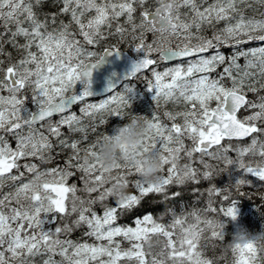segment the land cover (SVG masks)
<instances>
[{
	"label": "snow or ice",
	"instance_id": "obj_1",
	"mask_svg": "<svg viewBox=\"0 0 264 264\" xmlns=\"http://www.w3.org/2000/svg\"><path fill=\"white\" fill-rule=\"evenodd\" d=\"M42 3L0 0V27L5 29L0 32V57H4L0 58V190L9 182L13 189L0 195V264H37V257L42 264H214L204 255L201 240L209 230V239L227 243L226 224L202 217L199 210L190 213L194 223H187V215L177 216L171 209L168 213L173 219L167 224L151 213L136 217L134 226L117 221L150 195L163 196L166 201L180 195L169 192L174 185L211 181L215 169L210 161H222V171L234 168L240 173L234 183L229 182L240 197L248 195L242 191L245 187L264 188V141L260 140L264 136V47L237 48L231 56L218 50L264 42V18L246 17L238 7L264 5V0H177L175 13L154 7L155 0H53L59 11L44 14L43 20L34 10ZM60 15L70 16L69 22L58 23ZM260 15L264 17V13ZM221 22L224 26L214 29L211 38L200 34L204 25ZM108 36H118L121 41L130 37L137 54L125 81L149 70L152 79L147 91L152 101L158 106L161 100L165 105L185 106L183 111L164 112L169 124L158 114L145 116L152 134L143 152L158 155L161 162L155 184L130 179L140 172L131 164H117L105 171L93 163L84 169L81 153L93 156L97 140L81 148L80 140H69L62 132L66 126L68 134L83 133L86 141L89 125L84 118L91 119V130L96 132L97 116L104 125L101 114L121 118L130 108L134 87L125 84L122 92H115L120 82L115 71L104 79L106 98L87 102L100 94L93 90L94 74L122 55L116 47L102 53L92 50ZM18 37L25 42L19 43ZM6 44L22 56L13 61L5 51ZM241 57L246 61L243 70L237 63ZM162 62L173 66L158 71ZM222 65L227 66L219 78H213L211 74ZM256 68L258 72L249 71ZM249 92L254 99L248 98ZM78 104L79 115L72 111ZM241 110L248 114L241 117ZM54 116L59 119L53 121ZM245 138H251V143L244 147L222 143ZM11 140L16 142L14 147ZM55 148L61 152L70 149L71 154L62 166L41 168L40 164L53 162ZM230 150L236 152L235 158L228 156ZM248 155L261 159L246 162ZM77 173L82 187L69 183ZM37 176L46 177V182L34 186ZM118 186L126 189V198L120 201L115 195ZM129 188L135 191L130 193ZM207 193L224 200L232 196L230 187L216 185ZM238 202L232 199L226 209H220L232 222L237 219ZM204 211L216 212L211 199ZM73 216L71 224L64 222ZM81 226L87 227L84 235L96 243L69 238ZM154 237L166 241L157 253L152 251ZM125 242L128 247L123 246ZM232 253L234 264H261L251 243L235 245Z\"/></svg>",
	"mask_w": 264,
	"mask_h": 264
},
{
	"label": "trees",
	"instance_id": "obj_2",
	"mask_svg": "<svg viewBox=\"0 0 264 264\" xmlns=\"http://www.w3.org/2000/svg\"><path fill=\"white\" fill-rule=\"evenodd\" d=\"M211 2V0H209ZM59 5L54 6L53 0H43V3L35 7L34 10L39 15L40 19H44V14L46 13H55L59 11ZM241 11L244 12L246 17H254L256 19L264 18L260 14L264 13V5L259 4H252L251 7H248L247 5H238ZM187 9H182V12H186ZM91 15V14H89ZM138 15V13H137ZM22 20L24 19L23 16L20 17ZM60 20H63L65 23L69 22L70 16L67 15H60L57 18V22L59 23ZM2 23V22H0ZM25 27L28 25L25 24ZM224 26V22H221L219 24L214 25H204L203 29L201 31V35L206 36L208 38H211L213 35L214 29H220ZM12 30H15V24L13 23L11 25ZM73 31H76L75 25L72 27ZM114 30V29H113ZM5 29L3 27H0V32H4ZM193 32H195V29H193ZM105 34L107 35V30H105ZM78 39L82 40V37L77 36ZM149 40L151 38V35H149ZM19 43L23 44L24 38L18 37L17 38ZM178 41H173V43H177ZM195 43V41H193ZM263 42L254 41L243 45H237L235 47L232 46H222L218 50L224 54L225 56H231L234 53L237 52V48L243 51H248L250 49L259 48ZM91 47V46H89ZM106 47H117L121 50L128 51L130 54H133L132 51V41L130 37L124 41H121L118 36H108V38L104 41H101L99 45L94 47L92 50L96 51L97 53H101V51ZM264 47V46H263ZM35 51V49H33ZM5 51L10 52L12 55L13 61L18 60L22 56V52H18L16 49L12 47L11 44L5 45ZM4 58V57H0ZM245 58L241 57L237 60V63L241 65V70H243V66L245 65ZM227 65L219 66L216 69V72L212 73L211 76L213 78H219V74L223 72V67ZM172 67L167 66L163 63H160L157 66L158 71H164L166 68ZM249 71L258 72L259 69H249ZM236 70L233 69V74H235ZM152 79L151 72L147 71L132 80L124 83L121 87H119L115 92H122L125 84H128L130 86L134 87V95L131 98L130 108H127L126 110L129 113L132 114H138L143 115L146 117H151L152 114H158L161 118V120L165 124H169L170 122L164 117L165 111H183L185 110V106L181 103L179 105H174L172 103H169L167 105L164 104L163 100L160 101L159 106L156 104L155 101H152V94L147 91V83L148 80ZM259 79V77H257ZM226 85H230V81L225 79L223 81ZM264 82V81H262ZM5 95L7 93H4ZM114 94V93H113ZM264 95V93H261ZM29 97L31 93H28ZM106 98V97H105ZM248 98L254 99L255 96L253 93H248ZM104 99V98H103ZM100 100H91L87 101L88 103H98ZM31 106V104H29ZM79 108L80 105H76L72 108V111L75 112L77 115H79ZM246 113L245 111L241 110L239 115L243 117ZM103 118L105 119L106 123L104 125H100L98 123L100 116H97L96 120V128L97 131L93 132L91 130V124L92 121L90 118H84V124L89 125L87 130V140H82V137L84 136L83 133H72L68 134L67 127L62 128V132H64L69 140H80L81 144L80 147L84 148L88 144L96 142V140L101 137L103 134H112V130L115 126L123 125L126 123V119H121L119 117H113L109 113H103L101 114ZM59 116L54 117L53 121L58 120ZM177 122H181L178 120ZM53 139V144H56V139ZM14 140H11V144H13ZM223 144H231L233 147H244L249 145V140L245 141H223ZM60 152V154L57 156L56 153ZM71 154V150L67 149L63 152L60 151L59 148H55L53 152L54 160L52 163H44L40 164V161H34L37 164H40L41 168H52L56 167L57 165H63L64 160L67 158L68 155ZM83 155V153H81ZM228 156L231 158H235L236 152L235 151H229ZM248 157H253L251 155H248ZM252 160V159H250ZM25 162V161H24ZM184 162V161H182ZM215 171L213 172V179L211 181H204L201 180L198 184H193L191 182L182 185V186H172L169 189L170 193H176L179 192L180 195L176 196L174 198H170L168 200H164L163 196L160 195H150L148 198L143 200L141 205L134 210H131L124 215L120 217V219L117 221L120 225H133V220L136 217H142L146 213H151L154 217H156L160 222L162 223H169L173 217L168 213V210L171 209L175 212L177 216H188L187 223H194L193 217L190 215V213L193 210H199L200 215L207 216L210 218H213L215 220L223 221L226 224L225 231L227 233L226 235V241H229L232 237V234L234 232L233 227H235V223L237 222L239 226L245 227L250 232H259L261 230V224L264 223V199H261V196L264 195V188L260 189H249L248 187H245L242 189V191L248 193L247 196L240 197L237 193L235 188L231 187L229 182H235V179L240 175V173L235 170L234 168H230L229 172L227 170L222 171V169H225V165L222 161H210ZM21 163V162H20ZM23 164V163H21ZM196 167H200L199 164L196 165ZM202 170V169H201ZM231 175H230V174ZM166 175V172L163 173ZM79 173L76 174V176L72 177L69 180V183H77L79 187H82V183L79 181ZM130 179L136 180L140 179L138 176H132ZM213 185H216L217 188H225L230 187L232 196L230 200H224L222 196H212L211 198L208 196L207 189L212 187ZM13 189L9 185H6L2 190H0V195H2L4 192L12 191ZM128 191L134 192L135 190L133 188H129ZM202 193V195H201ZM79 195H83V193H78ZM227 194V193H225ZM212 201V206L216 208V212H205L204 209L207 208L209 200ZM235 199L238 202L237 208H238V215L235 222H232L230 218L223 216V214L220 212L221 208H227L231 200ZM108 203L112 204L113 201H109ZM96 211L98 213L101 212V208L97 205ZM162 217V219H161ZM75 219V216L65 218V223L71 224L72 220ZM88 229L86 226H81L80 228L74 229V231L70 234V239L73 241H79V242H88V243H96L91 237L85 236L84 233L87 232ZM177 234H179V228L176 229ZM204 237L201 240V246L203 247L204 255L213 260L214 264H234L235 257L231 251H225L223 245L220 241H215L212 239H209L210 237V231L206 230L204 233ZM175 239V237H174ZM165 239L163 237H154L153 238V248L152 251L154 253H157L160 251L161 248H163L165 244ZM124 247H128L127 242L124 243ZM261 258V264H264V255L258 254ZM56 260H60L61 258L59 256L55 257ZM37 264H42L41 258L37 257ZM121 264H125V262H121Z\"/></svg>",
	"mask_w": 264,
	"mask_h": 264
},
{
	"label": "clouds",
	"instance_id": "obj_3",
	"mask_svg": "<svg viewBox=\"0 0 264 264\" xmlns=\"http://www.w3.org/2000/svg\"><path fill=\"white\" fill-rule=\"evenodd\" d=\"M154 7L175 13L177 0H155ZM121 119H126L123 125L115 126L112 134H104L97 139L93 156L82 155L81 165L87 169L95 163L105 171H111L117 164H131L139 169L140 180L145 184H155L160 176L161 162L158 155L144 153L143 148L147 138L152 134L149 122L145 116L124 111ZM46 177L37 176L33 185L46 182ZM118 201L126 198V189L118 186L115 189ZM235 222V221H234ZM251 243L258 254L264 255V223L259 232H250L243 226L236 227L231 239L223 245L225 251H233L235 245Z\"/></svg>",
	"mask_w": 264,
	"mask_h": 264
},
{
	"label": "water",
	"instance_id": "obj_4",
	"mask_svg": "<svg viewBox=\"0 0 264 264\" xmlns=\"http://www.w3.org/2000/svg\"><path fill=\"white\" fill-rule=\"evenodd\" d=\"M109 50H112L113 48L110 47H106ZM104 48L102 50V52L106 49ZM119 51L122 53L121 57L119 59H112L111 63L106 65L102 70H98L95 74H94V84H93V90L100 93L97 96L94 97H90L87 99H92V98H100L103 96H106V94H104L102 92L103 87H104V79L108 76L109 72L111 71H115L118 74L119 77V83L117 84L116 89L123 83L125 82V80L123 79L128 72L131 69V64L132 62H134L136 59L133 58L132 56H130L127 52L122 51L119 49ZM101 52V53H102ZM111 59V58H110ZM179 61V60H178ZM165 63H170V62H165ZM146 71V70H144ZM132 79V78H130ZM128 79V80H130ZM127 80V81H128ZM246 139V138H245Z\"/></svg>",
	"mask_w": 264,
	"mask_h": 264
},
{
	"label": "rangeland",
	"instance_id": "obj_5",
	"mask_svg": "<svg viewBox=\"0 0 264 264\" xmlns=\"http://www.w3.org/2000/svg\"><path fill=\"white\" fill-rule=\"evenodd\" d=\"M152 38V37H151ZM151 38H150V40H151ZM259 42H261V41H259ZM264 46V42H263V44L260 46V47H263ZM133 56L134 57H136L137 58V54L136 53H134L133 52ZM171 66H173V65H171ZM214 106V105H213ZM29 107H32V105L31 106H29ZM245 115H247V114H245ZM260 140L261 141H264V136H262V137H260ZM15 140H14V142H13V144H12V146L14 147L15 146ZM251 143V141H249V144ZM250 159H252V161H258V160H260L261 159V157H259L258 155L257 156H253V157H248V156H246L245 157V161L247 162V161H249ZM21 163H24V161H20ZM183 163V162H182ZM239 225H238V223L236 222L235 223V227H233V230L235 231V229H236V227H238Z\"/></svg>",
	"mask_w": 264,
	"mask_h": 264
}]
</instances>
